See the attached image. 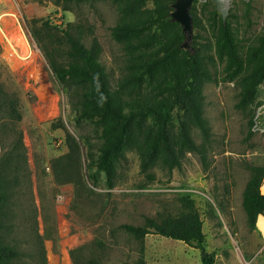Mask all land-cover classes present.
Listing matches in <instances>:
<instances>
[{
	"label": "rangeland",
	"instance_id": "1",
	"mask_svg": "<svg viewBox=\"0 0 264 264\" xmlns=\"http://www.w3.org/2000/svg\"><path fill=\"white\" fill-rule=\"evenodd\" d=\"M173 2L166 0L159 14L164 24H172ZM233 6L226 30L239 38L246 51L264 31V0L249 5L233 0ZM193 13L197 51L180 48L181 36L178 44L179 55L188 61L198 58L199 42L206 45L205 52L213 53L209 16L223 26L212 2L196 3ZM119 20L109 0L85 2L76 12H64L52 0H0V83L16 109V113L12 107L0 113V160L17 142L23 144L20 152L25 157L19 162L15 218L4 230L21 253L16 264H40V240L46 264H75L73 250L79 251L78 264L89 259L103 264H203L207 256L212 264H264V234L257 224L249 227L242 204L252 169L264 168V82L256 103L240 108L241 86L224 81L217 63L215 79L204 89L211 132L205 136L194 131L199 149L186 153L177 168L158 164L142 173L139 156L128 152L114 186L109 187L104 174L89 164V152L95 155L100 143L97 132L92 124L81 126L69 118L66 91L36 36L45 35L44 22L84 23L92 31L87 45L96 38L115 84L124 66L122 45L111 35ZM174 26L180 31L179 25ZM68 133L79 145L75 161L68 157ZM185 199L194 201L203 221L204 250L156 234L139 240L122 227L142 226L146 217L187 212Z\"/></svg>",
	"mask_w": 264,
	"mask_h": 264
},
{
	"label": "trees",
	"instance_id": "2",
	"mask_svg": "<svg viewBox=\"0 0 264 264\" xmlns=\"http://www.w3.org/2000/svg\"><path fill=\"white\" fill-rule=\"evenodd\" d=\"M89 1L98 0H52L64 12H76ZM109 1L120 15L111 35L124 50L123 70L115 84L96 38L87 45L92 31L84 23L54 26L44 22L45 35L36 39L54 77L66 91L69 118L81 126H94L100 143L95 155L89 152V164L102 172L106 184L112 187L119 164L128 152L139 156L140 171L146 173L158 164L170 170L177 168L186 153L199 149L194 131L205 136L211 132L205 115L204 89L215 79L217 63L222 67L224 81H235L241 86L238 106L256 103L259 86L264 82V31L245 51L239 38L230 36L210 15L213 53L205 52L206 45L199 42L198 58L188 61L178 53L181 32L174 26L178 24H164L159 18L166 0ZM9 97L0 83V113L9 107L16 113L14 100ZM17 116L20 118L19 113ZM83 139L87 141L84 136ZM67 143L68 157L75 161L79 145L69 133ZM20 147L24 149L17 142L9 156L0 160V264H16L21 256L4 234L7 224L15 218L19 162L25 159ZM263 179L264 168H253L243 193L242 204L251 229L256 227L259 216H264ZM185 205L188 211L177 216L146 217L142 226L122 227L139 240L156 234L204 250L203 221L193 200L185 199ZM39 249L40 264H46L42 240ZM78 253L71 252L75 264ZM202 263L212 264L211 257L203 258ZM86 264L103 263L89 259Z\"/></svg>",
	"mask_w": 264,
	"mask_h": 264
},
{
	"label": "water",
	"instance_id": "3",
	"mask_svg": "<svg viewBox=\"0 0 264 264\" xmlns=\"http://www.w3.org/2000/svg\"><path fill=\"white\" fill-rule=\"evenodd\" d=\"M246 5L251 4L252 0H244ZM198 2H212L215 7V13L222 16L223 26H228V19L234 15L233 0H175L170 7L172 11L169 14V20L172 24L180 26L181 37L183 42L180 46L192 53L196 52L194 39L198 28L195 15L193 13L195 4Z\"/></svg>",
	"mask_w": 264,
	"mask_h": 264
},
{
	"label": "bare ground",
	"instance_id": "4",
	"mask_svg": "<svg viewBox=\"0 0 264 264\" xmlns=\"http://www.w3.org/2000/svg\"><path fill=\"white\" fill-rule=\"evenodd\" d=\"M261 191L264 194V184L261 187ZM257 227L262 231L264 234V216L260 215L257 221Z\"/></svg>",
	"mask_w": 264,
	"mask_h": 264
}]
</instances>
